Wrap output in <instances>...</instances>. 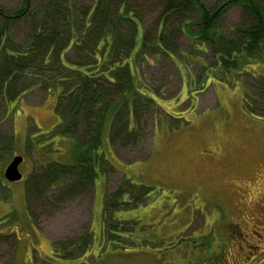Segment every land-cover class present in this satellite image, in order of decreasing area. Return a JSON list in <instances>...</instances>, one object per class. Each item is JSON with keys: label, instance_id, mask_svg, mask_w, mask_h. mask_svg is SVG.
<instances>
[{"label": "rangeland", "instance_id": "rangeland-1", "mask_svg": "<svg viewBox=\"0 0 264 264\" xmlns=\"http://www.w3.org/2000/svg\"><path fill=\"white\" fill-rule=\"evenodd\" d=\"M25 1L0 0L7 14L26 7L28 15L10 28L17 42L26 40L47 3ZM92 1L71 0V5L89 7ZM227 1L201 0L206 12L189 15L186 31H197ZM258 2L264 11V0ZM154 8L153 2L139 8L148 15L149 31H155L148 14ZM245 20L242 5L230 3L212 31L225 39ZM178 28L173 22L164 30L169 52L147 51L137 58L136 85L144 95L134 92L132 108L117 110L130 131L125 125L111 144L110 132L102 137L111 165L105 166L106 178L100 174L95 187L69 194L62 192L69 178L59 186L44 185L41 198L30 203L35 222L26 206L28 175L51 160L70 162L72 154L71 138L44 146L40 135L63 122L46 88L61 69L31 63L17 82L23 89L20 103L5 115L0 101V264H264V55L239 58L236 67L224 70L214 52L217 36L203 45ZM84 50L66 53L70 60L87 61ZM14 155L22 156V176L8 181L3 169ZM127 179L149 187L151 197H144L143 207L125 203L115 213L102 198L129 186ZM173 229L177 236L167 242ZM205 232L213 239L206 249L194 247L196 258L187 243H174L179 236Z\"/></svg>", "mask_w": 264, "mask_h": 264}, {"label": "trees", "instance_id": "trees-1", "mask_svg": "<svg viewBox=\"0 0 264 264\" xmlns=\"http://www.w3.org/2000/svg\"><path fill=\"white\" fill-rule=\"evenodd\" d=\"M46 1L40 9L42 19L31 25L23 42H17L11 36L10 28L13 22L28 13L26 7L12 15L0 7V101L5 115L11 112L12 104L20 103L23 89L17 82L26 77L31 63L39 62L43 66L61 69L52 77L53 84L46 88L55 97V108L63 122L58 129L55 127L40 135L47 140L42 142L44 146L54 138L59 141L71 138L72 154L70 162L51 160L41 170L28 175L26 206L34 222L36 219L30 203L33 198H41L39 192L44 185L59 186L63 178H69L67 189L62 191L69 194L77 189L86 191L91 186L95 187L100 174L106 178L108 171L105 166L111 165L102 150V137L105 132H110L108 140L111 144L125 125L127 132L130 131L132 125L128 128V122L121 121L117 110L123 106L129 109V99L134 92L139 94V98L143 94L136 85L137 58L147 51L169 52L172 48L170 38H166L164 33L166 27L174 22L178 29L186 31L192 22L189 15L198 10L203 14L206 12L201 0H132L134 4L131 0H93L89 7H74L71 0ZM151 2L155 8L148 14L152 16L151 24L155 31H149V27L145 29L148 15L139 9ZM235 2L242 5L246 20L243 25L232 28L224 39L223 34L217 35L216 29L212 31V26L222 8ZM211 17L205 23L198 22L201 26L197 31L186 33L200 39L203 45L209 36H217L214 52L217 63L224 70L236 67L239 58L249 60L256 55H264V11L258 0H228L215 8ZM124 25H127V32L123 30ZM73 48L85 49L88 60H70L66 52ZM119 93L121 96L117 97ZM116 118L119 122L115 121ZM37 140L41 139L38 137ZM127 183L129 186L124 184L105 195L103 205L113 211L125 203L137 205L151 190L129 180ZM124 196L130 199L125 200ZM81 242L84 245L88 242L86 236Z\"/></svg>", "mask_w": 264, "mask_h": 264}, {"label": "flooded vegetation", "instance_id": "flooded-vegetation-1", "mask_svg": "<svg viewBox=\"0 0 264 264\" xmlns=\"http://www.w3.org/2000/svg\"><path fill=\"white\" fill-rule=\"evenodd\" d=\"M150 194L148 193L147 196H149ZM151 197V195H150ZM235 203H236V200H235ZM148 204V203H147ZM135 207L134 208H137V207H143L145 205H143L142 203H138L137 205H134ZM120 209V208H119ZM115 210L114 212L117 213V212H122V210ZM236 222V221H235ZM120 227V228H119ZM108 229V228H107ZM118 230H121L122 227L120 225L117 226ZM150 230V229H149ZM127 231H130V230H127ZM173 231V235L171 236H167L168 240H166L167 242L171 241L172 239H174L176 236H177V231H175V229L172 230ZM168 232V231H167ZM176 233V234H175ZM188 236V237H186ZM186 236H179V238H176L174 240V243H177V241H181V242H178V246H180V244H184V243H187L191 249V252H192V255H193V258H196L194 256V247H203L204 249H206L205 245L208 243V240L209 238L213 239L212 237V234L210 235L208 232H205V233H201L197 238L191 236V235H186ZM115 243V242H114ZM191 244V245H190ZM175 246V245H174ZM181 250H183V248H180ZM189 249V248H188ZM187 249V250H188ZM204 251L202 254H200V257H203L204 255ZM188 255V254H187ZM187 255L185 257H187ZM183 257V258H185ZM186 259H181V261H184Z\"/></svg>", "mask_w": 264, "mask_h": 264}, {"label": "water", "instance_id": "water-1", "mask_svg": "<svg viewBox=\"0 0 264 264\" xmlns=\"http://www.w3.org/2000/svg\"><path fill=\"white\" fill-rule=\"evenodd\" d=\"M27 5H28V2L26 3V6ZM21 161H22L21 155H14L11 158V160L6 164V166L3 169V176L5 177L6 180L12 181V180H18L21 178L22 173L19 170V164L21 163Z\"/></svg>", "mask_w": 264, "mask_h": 264}]
</instances>
